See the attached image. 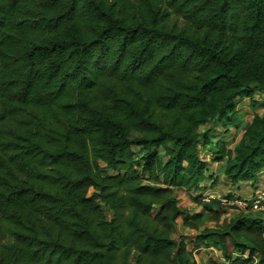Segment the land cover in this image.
<instances>
[{
  "label": "trees",
  "instance_id": "1",
  "mask_svg": "<svg viewBox=\"0 0 264 264\" xmlns=\"http://www.w3.org/2000/svg\"><path fill=\"white\" fill-rule=\"evenodd\" d=\"M132 5L0 0V264H199L180 217L205 264H264L260 213L209 227L176 192L264 171V0Z\"/></svg>",
  "mask_w": 264,
  "mask_h": 264
},
{
  "label": "rangeland",
  "instance_id": "2",
  "mask_svg": "<svg viewBox=\"0 0 264 264\" xmlns=\"http://www.w3.org/2000/svg\"><path fill=\"white\" fill-rule=\"evenodd\" d=\"M128 1V6L125 8L126 11H128L130 14H133L135 6L132 5V0H127ZM120 6V4H119ZM172 21L176 20L174 16L171 17ZM181 21V20H180ZM254 98L256 99H263L264 98V93L256 92L254 95ZM237 107L239 109V124L240 127L236 128L234 126L230 127V133L231 135H228V144L230 147H234L235 144L239 141V139L242 136V132L239 130L242 128L247 121H250L254 114L256 113H262L263 112V107L262 106H252L250 105V99L249 98H243L240 97L237 99ZM204 127L201 126L200 129H203ZM216 131L220 132L222 135L223 133V128L222 126L217 125L216 126ZM224 134V133H223ZM202 154L203 157L206 159H210L211 155L207 154L205 151V148L202 149ZM212 170L214 171L215 178L210 179L204 183V188L202 191H194V192H199L200 193V198L202 203L198 204L195 200V197L199 196L198 195H193L192 193H189L185 189L178 188L176 190L177 195L179 196L180 199V205L184 209H188L189 211H196L199 212L202 210V207L204 204L212 205L213 207L217 208V211L221 213V219L218 221L215 220H207L205 221L204 225L212 227V226H223L226 224L230 219L238 216L240 213H244L243 210L238 209V208H227L222 205H220L219 201L217 198H211L210 195H212V192L218 195H223L227 196L228 194H231L232 196H237L241 199H246L248 198L254 190L256 189H264V171H262L256 180H250V181H240L237 184H233L231 181L227 180L226 175L224 174V165L223 162H214L211 164ZM193 192V193H194ZM90 196H95L93 189L90 190L89 192ZM209 199V200H207ZM105 212L107 216H111V212L109 209H105ZM254 213L257 212H250L252 216L255 215ZM260 215L264 217V213L259 212ZM205 218L207 217L208 214H205ZM197 230L189 229V228H184L183 227V218H179L177 226L175 227V231L173 233L174 239H178L180 237H183L190 249L195 254V257L198 261L199 264H205L206 260L209 257H220L221 254L219 251L215 250H209V249H204L207 247H202L201 244L197 242Z\"/></svg>",
  "mask_w": 264,
  "mask_h": 264
},
{
  "label": "built area",
  "instance_id": "3",
  "mask_svg": "<svg viewBox=\"0 0 264 264\" xmlns=\"http://www.w3.org/2000/svg\"><path fill=\"white\" fill-rule=\"evenodd\" d=\"M211 198H217L220 205L227 208H238L243 211L261 212L264 213V189H256L246 199H241L237 196H223V195H210ZM209 200V199H207Z\"/></svg>",
  "mask_w": 264,
  "mask_h": 264
},
{
  "label": "crops",
  "instance_id": "4",
  "mask_svg": "<svg viewBox=\"0 0 264 264\" xmlns=\"http://www.w3.org/2000/svg\"><path fill=\"white\" fill-rule=\"evenodd\" d=\"M193 192H194V191H191V192H189V193H192L193 195H198V194L200 195L199 192H194V193H193ZM212 195H218V194H215V193L212 192ZM204 249L215 250L214 248H204Z\"/></svg>",
  "mask_w": 264,
  "mask_h": 264
}]
</instances>
